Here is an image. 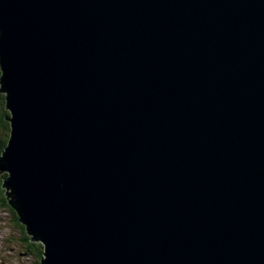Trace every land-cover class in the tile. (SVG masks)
<instances>
[{"label":"water","instance_id":"obj_1","mask_svg":"<svg viewBox=\"0 0 264 264\" xmlns=\"http://www.w3.org/2000/svg\"><path fill=\"white\" fill-rule=\"evenodd\" d=\"M0 67L41 264H264V0H0Z\"/></svg>","mask_w":264,"mask_h":264},{"label":"trees","instance_id":"obj_2","mask_svg":"<svg viewBox=\"0 0 264 264\" xmlns=\"http://www.w3.org/2000/svg\"><path fill=\"white\" fill-rule=\"evenodd\" d=\"M2 71L0 67V77H1ZM3 105H4V111L1 114V126H0V156L2 155L6 145L9 142L10 134H11V128L10 123L4 121V117L6 114H10V111L7 108L6 105V97L3 96ZM7 175V173H3L2 177L0 179V186L2 187L1 191V199L0 202L2 203L0 206L9 209L12 211V213L15 214V220H16V233L18 237L20 238L18 240V243L16 244L18 252H21L27 256L33 261L34 264H41V260L43 258V245L41 242H36L31 240V236L28 234L26 227L24 224H22L19 219L16 211L8 204L7 196L5 188L3 187L4 183V177ZM21 240V241H20Z\"/></svg>","mask_w":264,"mask_h":264},{"label":"rangeland","instance_id":"obj_3","mask_svg":"<svg viewBox=\"0 0 264 264\" xmlns=\"http://www.w3.org/2000/svg\"><path fill=\"white\" fill-rule=\"evenodd\" d=\"M1 93V92H0ZM4 93V92H3ZM6 191V188H5ZM8 191V190H7ZM12 213L0 206V262L1 264H34L29 256L15 253L18 243Z\"/></svg>","mask_w":264,"mask_h":264},{"label":"flooded vegetation","instance_id":"obj_4","mask_svg":"<svg viewBox=\"0 0 264 264\" xmlns=\"http://www.w3.org/2000/svg\"><path fill=\"white\" fill-rule=\"evenodd\" d=\"M3 96L4 97H6V93H3V92H1L0 93V126H1V123H2V120H1V114H2V112L4 111V105H3ZM11 114H6L5 115V117H4V121H6V122H9L10 123V121H9V119H8V117L10 116ZM10 128H11V123H10ZM1 142V141H0ZM2 174L3 173H1L0 172V179H1V177H2ZM1 191H2V187L0 186V195H1ZM0 199H1V197H0ZM2 203L0 202V205H1ZM3 208V207H2ZM5 209V208H4ZM6 210H8V211H10L11 213H12V211L11 210H9V209H6ZM12 217H13V219H14V221H15V224L17 223L16 222V220H15V214L14 213H12ZM14 228H15V231H16V226H14ZM16 237H17V240H19L20 238L18 237V235H17V233H16ZM21 241V240H20ZM14 248V251H15V253H17V247H13ZM20 254H23V253H21L20 252ZM25 255V254H24ZM0 264H1V262H0ZM4 264V263H3Z\"/></svg>","mask_w":264,"mask_h":264}]
</instances>
